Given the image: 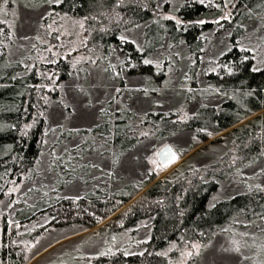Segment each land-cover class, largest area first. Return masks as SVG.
Instances as JSON below:
<instances>
[{"label": "rangeland", "instance_id": "obj_1", "mask_svg": "<svg viewBox=\"0 0 264 264\" xmlns=\"http://www.w3.org/2000/svg\"><path fill=\"white\" fill-rule=\"evenodd\" d=\"M10 1V12L3 10L0 17L12 28L10 58L24 63L29 71L44 78L42 99L47 105V130L36 169L24 184L10 187L9 193L0 199V264L3 225L10 226L15 213L21 220L31 217L28 208L44 196L47 201L54 194L59 198L78 199L96 189L120 191L121 188H126L128 195L129 186L143 188L150 179H163L197 152L199 155L194 163L202 166L214 164L229 151L227 146L212 143L228 132L214 136L206 143H201L190 133L161 140L156 137L147 116L174 112L186 121L200 107L220 104V97L216 95L218 90L208 84L207 76L215 71L220 57L231 49L233 36H240V47L254 54L256 69L264 67V17L247 24L242 35L235 28L221 31L217 27L204 33L205 46L197 68H193L195 60L182 44L175 48L166 44L150 61L157 70L162 69L163 61L166 62L165 86L159 92L154 88L150 94L145 89L143 77L126 72L129 49L123 52L112 46L105 52L102 47L90 44L84 20L54 11L53 6L62 0ZM174 1L177 0H171L169 10H174ZM233 1L200 0L221 12L214 23L230 20ZM163 19L178 22L172 13H165ZM145 27L126 32L122 41L141 49ZM60 61L68 63L66 80L56 74L49 75L48 68ZM125 120L128 121L123 128L127 130L129 126L133 136L123 135L121 131L120 145L116 148L98 143L99 136H104L101 134L108 129L107 126L104 128L105 124ZM104 138L109 139L106 135ZM110 139L113 143L114 136ZM167 145L172 146L180 160L173 167L164 169L158 153ZM80 146L82 149H77ZM193 147L195 149L190 152ZM73 150L75 157H79L77 161L81 162L68 165L73 159ZM254 190L264 194V158L224 182L218 197L227 201ZM112 218L87 230L79 225H50L52 218L42 216L33 219L21 231L18 241L29 244L24 253L29 264H101L102 258L120 251L142 253L144 248L139 246L148 239L151 222L140 224L134 234L131 231L118 235L111 234L110 230L100 232L99 229ZM173 251H177L175 246L165 254L171 255ZM172 264H264V218L238 217L224 225L212 243L186 246Z\"/></svg>", "mask_w": 264, "mask_h": 264}, {"label": "trees", "instance_id": "obj_2", "mask_svg": "<svg viewBox=\"0 0 264 264\" xmlns=\"http://www.w3.org/2000/svg\"><path fill=\"white\" fill-rule=\"evenodd\" d=\"M170 3L171 0H62L53 9L59 15L84 20L90 44L102 47L105 52L112 46L120 51L129 49L126 72L143 77L150 94L154 88L159 92L165 86L166 62L157 70L150 61L166 44L169 48L182 44L195 60L193 68H197L205 46L204 33L217 27L221 31L235 28L242 35L247 24L264 17V0H234L230 20L220 23L214 21L221 12L200 0L174 1V10L168 9ZM9 7H12L10 0H0V17L3 10L10 12ZM165 13L174 14L178 22L163 19ZM7 24L0 20V199L9 193L10 187L24 184L36 169L47 130V105L42 99L44 78L29 71L24 63L11 60L13 33ZM141 26H146L141 49L122 41L126 32ZM238 37H232L231 49L220 57L215 71L207 76L208 84L218 90L220 104L202 106L186 121L174 112L147 116L156 137L161 140L190 133L206 143L228 132L212 142L227 146L226 154L214 164L198 166L194 163L197 152L165 178L150 179L143 188L129 186L128 195L126 188H121L120 191L96 189L78 199L59 198L53 193L47 201L44 196L28 208L31 217L21 220L15 213L14 222L10 226L3 225L1 264H29L24 258L29 244L20 243L18 239L33 219L51 217L50 225H79L92 230L140 194L99 231L134 234L140 224L151 222L149 237L139 246L144 251L135 254L120 251L98 260L101 264L110 261L112 264H172L186 246L212 243L223 226L236 218H264L261 191L240 194L227 201L218 197L224 182L264 158V67L256 69L254 54L240 47ZM68 70V63L64 61L48 68L49 75H59L62 80L69 77ZM127 121L105 124L104 128L108 129L101 135L109 139L99 136L98 143L103 142L109 148L120 145L121 131L123 135H132L129 126L127 130L123 128ZM75 151L68 165L81 162L77 161ZM171 246L177 251L165 254Z\"/></svg>", "mask_w": 264, "mask_h": 264}, {"label": "water", "instance_id": "obj_3", "mask_svg": "<svg viewBox=\"0 0 264 264\" xmlns=\"http://www.w3.org/2000/svg\"><path fill=\"white\" fill-rule=\"evenodd\" d=\"M158 160L164 169H169L179 162L180 156L172 146L167 145L159 151Z\"/></svg>", "mask_w": 264, "mask_h": 264}, {"label": "snow or ice", "instance_id": "obj_4", "mask_svg": "<svg viewBox=\"0 0 264 264\" xmlns=\"http://www.w3.org/2000/svg\"><path fill=\"white\" fill-rule=\"evenodd\" d=\"M146 63H147V61H146Z\"/></svg>", "mask_w": 264, "mask_h": 264}]
</instances>
